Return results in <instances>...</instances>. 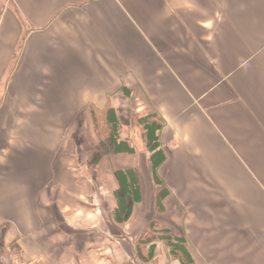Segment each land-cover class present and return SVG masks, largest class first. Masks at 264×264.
I'll list each match as a JSON object with an SVG mask.
<instances>
[{
	"label": "crops",
	"instance_id": "crops-1",
	"mask_svg": "<svg viewBox=\"0 0 264 264\" xmlns=\"http://www.w3.org/2000/svg\"><path fill=\"white\" fill-rule=\"evenodd\" d=\"M108 107L136 153L114 152L102 116L96 129L94 114ZM7 113L0 236L35 264H116L121 248L134 262L135 235L152 222L184 237L196 264H264V0H0ZM155 114L167 154L158 175L170 190L162 211L135 129ZM129 168L143 198L122 224L113 192ZM79 204L99 205L101 232L75 234L66 218ZM101 239L94 255L73 251ZM156 246L158 264H180Z\"/></svg>",
	"mask_w": 264,
	"mask_h": 264
},
{
	"label": "trees",
	"instance_id": "trees-1",
	"mask_svg": "<svg viewBox=\"0 0 264 264\" xmlns=\"http://www.w3.org/2000/svg\"><path fill=\"white\" fill-rule=\"evenodd\" d=\"M103 117V125L107 139L112 143L115 153H136L137 149L130 140V131L124 129V124L118 113L112 107H108L101 113H95L96 129L99 130V117ZM165 121L158 115H151L135 119V129L143 141L148 153L149 161L154 174V180L158 186L156 205L162 211L163 201L170 194V190L158 175V171L167 159V154L161 141L160 132ZM119 182L118 188L113 192L115 219L125 224L131 217L133 207L143 198L140 176L137 169H123L116 172ZM158 241L164 243L167 254L172 260L180 264H196L189 248V243L184 237L171 234L168 230L158 227L152 222L149 227L140 234L135 243L137 258L151 261L155 256ZM150 259V260H149Z\"/></svg>",
	"mask_w": 264,
	"mask_h": 264
},
{
	"label": "rangeland",
	"instance_id": "rangeland-1",
	"mask_svg": "<svg viewBox=\"0 0 264 264\" xmlns=\"http://www.w3.org/2000/svg\"><path fill=\"white\" fill-rule=\"evenodd\" d=\"M6 103H7L9 108H14L12 97L6 98ZM8 115L9 114L7 113V114H5V117H3L0 114V127H2L8 123V118H7ZM12 118H13V115H11L10 119L12 120ZM12 121H14V120H12ZM11 133H12V131L10 132V134ZM7 136H8V134L4 131L0 135V138L4 139V138H7ZM65 147H67L66 144H65ZM66 150H68V148ZM89 179H91V178H89ZM79 207H80V212L76 216H74V217L70 216L69 218H66V220H68L70 223H72L71 226H73L74 228L77 229L75 234H77V235L78 234H80V235L86 234L87 235L86 237H88L89 232L91 234H97V233L101 232L100 230H101V227H103V225H101L100 221L103 218L101 216L102 212H99V205L98 204H79ZM57 223H58V220H57ZM57 223H55V224L57 225ZM81 228H83V229H81ZM58 229L60 231L62 230V228H58ZM78 229L86 230L88 233H86V231H80ZM139 233L137 235H135L136 237H135L134 241H136L140 237ZM57 234L61 235V237H62V233H57ZM91 237L94 238V236H91ZM88 243H90V242H79V243H77L75 245V247L73 248V251L75 253L78 251H82L83 246H86L87 251L93 253V255H94L95 253L99 252L98 249H104L106 247V245L108 244L106 242H103V239L99 240L98 243L91 242L89 245H88ZM135 243L136 242H134V247H135ZM54 247H55V251H57V249L60 247L59 242H55ZM165 251H167V249H165ZM124 252H125L124 248H121L118 251L119 256H121V259L115 260L117 262L116 264H158V259H156L157 250L155 252L156 253L155 256L153 257V259L151 261L143 260V259L137 258V256H135L136 257L135 261L131 262V260H129V258L124 259V258H126ZM135 255H136V252H135ZM26 256H28L27 251L25 250L24 246L22 244H20L19 241L18 242H15L14 240L6 241L4 237L2 238V236H0V264H33L36 261L35 259L32 258V260H31V259H29V257H26ZM168 257H169V255H168ZM72 258H75V259L69 260V264H75L76 261L80 260V259H81V262L76 263V264H93V261H91V260L89 261L88 258H86L85 256L84 257H72ZM169 260H172V259H169ZM175 261H177V260H175ZM113 264H114V262H113Z\"/></svg>",
	"mask_w": 264,
	"mask_h": 264
}]
</instances>
